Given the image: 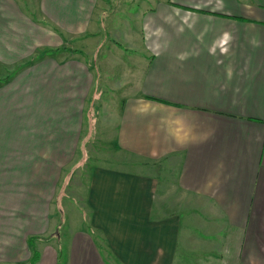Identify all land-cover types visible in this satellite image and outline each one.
<instances>
[{"label": "crops", "instance_id": "obj_1", "mask_svg": "<svg viewBox=\"0 0 264 264\" xmlns=\"http://www.w3.org/2000/svg\"><path fill=\"white\" fill-rule=\"evenodd\" d=\"M134 1L0 0V264H264V0Z\"/></svg>", "mask_w": 264, "mask_h": 264}, {"label": "rangeland", "instance_id": "obj_2", "mask_svg": "<svg viewBox=\"0 0 264 264\" xmlns=\"http://www.w3.org/2000/svg\"><path fill=\"white\" fill-rule=\"evenodd\" d=\"M133 3H135V4H137V3H142V0H135ZM117 17H123L121 14H118V16ZM89 146V145H88ZM82 151H84V149L83 150H79V149H77V152H76V154H74V155H72L71 156V166L72 165H74L75 164V169L74 170H72L71 171V179L72 180H76V182H78V180H80L81 179V176H80V173H82L83 175H86V174H88L89 175V173H90V171L89 170H87V171H79V170H77V164H78V162L80 161V162H82V160L83 159H86V157H87V155H86V157L84 156V155H82ZM89 156H91L90 157V161H92L94 158H96L97 159V155L91 150V152H90V154H89ZM82 159V160H81ZM86 162V161H85ZM82 164V163H81ZM83 165V164H82ZM83 167V166H82ZM85 168H86V166H84ZM82 178H84V177H82ZM74 184V183H73ZM73 188H74V190H73ZM80 188L79 187H71V191H70V193L71 194H75L78 190H79ZM82 189V188H81ZM45 236H47V235H45Z\"/></svg>", "mask_w": 264, "mask_h": 264}, {"label": "trees", "instance_id": "obj_3", "mask_svg": "<svg viewBox=\"0 0 264 264\" xmlns=\"http://www.w3.org/2000/svg\"><path fill=\"white\" fill-rule=\"evenodd\" d=\"M36 260H37V255H36V251H34V255H33L31 261L28 263H25V264H34Z\"/></svg>", "mask_w": 264, "mask_h": 264}]
</instances>
